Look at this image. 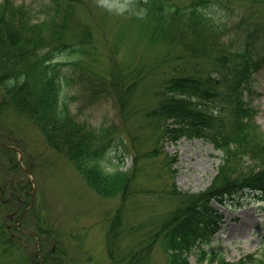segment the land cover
<instances>
[{
  "label": "trees",
  "instance_id": "1",
  "mask_svg": "<svg viewBox=\"0 0 264 264\" xmlns=\"http://www.w3.org/2000/svg\"><path fill=\"white\" fill-rule=\"evenodd\" d=\"M40 1L33 9L0 0V116L18 119L22 127L10 125L11 132L26 137L32 131L37 154L52 165L67 162L100 197L130 198L141 187L134 184L139 173L147 182L162 180L160 193L171 190L172 208L149 230L117 210L105 226L106 251L111 264H190L192 247L206 242L216 221L212 200L223 203L250 190L264 198V140L243 121L249 110L242 104L253 70L264 62L249 43L264 39L263 4L235 0L248 10L235 39L238 33L215 15L234 0H109L114 12L106 22L122 18L137 33L134 46L143 48L119 51L124 33L115 31L106 51L104 29L91 13L98 0ZM101 95L113 99L120 122L94 127L79 120L71 109L75 100ZM180 137L204 139L222 154L219 172L202 192L175 190L166 168L172 155L164 146ZM121 152L133 155L127 170L114 164ZM246 157L254 160L247 168ZM5 222L0 217V264H60L58 249L40 260L19 244L20 235H33L16 238L18 230ZM41 228L36 221L35 232ZM156 245L159 263L152 259ZM249 260L237 264H264V248Z\"/></svg>",
  "mask_w": 264,
  "mask_h": 264
},
{
  "label": "rangeland",
  "instance_id": "2",
  "mask_svg": "<svg viewBox=\"0 0 264 264\" xmlns=\"http://www.w3.org/2000/svg\"><path fill=\"white\" fill-rule=\"evenodd\" d=\"M21 1L33 9H37L41 2L18 0ZM258 4L264 6V0H259ZM231 6L233 9L218 13L229 27L246 11L235 0ZM106 9L97 2L91 10L95 22H100V28L104 29L105 50L112 46L115 31L124 33L119 51L124 48L139 51L138 48H143V43L134 46L137 33L128 28L129 23L122 22V18L118 22H106L107 15L113 11ZM258 13L262 18L264 8ZM253 78L251 94H244L243 102L264 135V66L255 72ZM92 98L94 101L83 98L73 103L71 109L78 114L79 120L94 127L120 122L113 99L102 95ZM10 125L13 128L22 127L18 119L13 121L0 116V217H6L5 224L18 230L12 233L16 238L20 234L34 235L33 238L20 235L19 244L42 261L47 256L51 259L50 254L58 249L60 264H111L104 242L107 219L120 209L127 218L130 217L128 222L132 225L142 223L144 229L149 230L174 205L171 190L160 193L165 186L162 180L147 182L146 175L142 173L134 182L141 187L130 198L100 197L67 162L54 161L52 165L46 156L37 154L38 136L31 134L32 131L28 130L25 137L23 132H11ZM4 145L12 147V152L4 153L7 148ZM164 150L172 155L171 165L168 161L166 168L170 167L174 173L175 190L199 192L209 186L220 162V152L210 143L198 138H180L175 144L165 145ZM121 154L122 159L118 161L116 157L114 164L120 165L123 170L133 166L132 153ZM245 159L247 163L251 161L248 157ZM212 204L217 209V216L213 228L207 231L210 241L203 243L202 247L193 248L189 253L191 264H196L199 256L203 257L204 264H236L240 260L247 261L253 254L260 255L264 248V210L260 202L242 198L232 207ZM36 221L42 227L38 233L35 232ZM48 230L51 236L46 233ZM152 259L155 263L162 262V252L157 245L152 249Z\"/></svg>",
  "mask_w": 264,
  "mask_h": 264
},
{
  "label": "clouds",
  "instance_id": "3",
  "mask_svg": "<svg viewBox=\"0 0 264 264\" xmlns=\"http://www.w3.org/2000/svg\"><path fill=\"white\" fill-rule=\"evenodd\" d=\"M98 3H99L101 6L109 7V9H111V5L109 4V0H98ZM119 10H120V11H123L124 8L121 7Z\"/></svg>",
  "mask_w": 264,
  "mask_h": 264
}]
</instances>
